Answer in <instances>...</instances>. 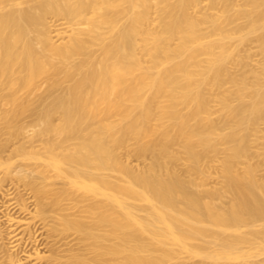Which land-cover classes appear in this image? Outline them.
Here are the masks:
<instances>
[{
	"label": "bare ground",
	"instance_id": "6f19581e",
	"mask_svg": "<svg viewBox=\"0 0 264 264\" xmlns=\"http://www.w3.org/2000/svg\"><path fill=\"white\" fill-rule=\"evenodd\" d=\"M0 264H264V0H0Z\"/></svg>",
	"mask_w": 264,
	"mask_h": 264
}]
</instances>
